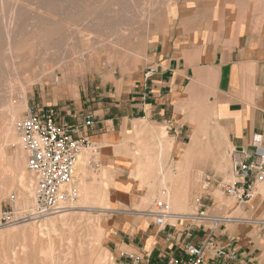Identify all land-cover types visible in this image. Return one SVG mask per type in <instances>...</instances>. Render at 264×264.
Wrapping results in <instances>:
<instances>
[{"label":"crops","instance_id":"crops-1","mask_svg":"<svg viewBox=\"0 0 264 264\" xmlns=\"http://www.w3.org/2000/svg\"><path fill=\"white\" fill-rule=\"evenodd\" d=\"M171 7L165 28L148 39L137 64L115 70L106 80L109 92L99 93L92 106L64 108L62 120L82 123L91 116L92 124L81 126L78 134L99 148L97 162L89 165L107 187L110 209L136 204L139 196L133 187L125 188L134 180L135 161L129 152L136 145V130L155 143L163 128L173 141L163 170L174 178L186 172L191 182L184 213L264 219V181L242 204L210 187L232 177L233 148L251 151L258 135L264 146V0H176ZM148 68L154 71L146 75ZM200 182L207 185L201 189ZM202 197L211 205L201 206ZM132 217L106 226V246L117 264L125 253L142 256L146 264H166L175 251L181 255L184 242L200 244L210 234L218 246L236 251V257L213 260L207 249L204 264H264L261 248L247 246L250 231H214L211 221L196 218L197 224L187 218L158 227L154 220H138L135 213Z\"/></svg>","mask_w":264,"mask_h":264},{"label":"rangeland","instance_id":"rangeland-1","mask_svg":"<svg viewBox=\"0 0 264 264\" xmlns=\"http://www.w3.org/2000/svg\"><path fill=\"white\" fill-rule=\"evenodd\" d=\"M0 1H1L0 23L2 21V23L0 24V106L3 102L6 101L5 100L6 98L17 103L20 98V96L18 95H20L23 91L26 92V97L24 99V108L20 112L18 117L12 120L8 116V113L6 111L0 110V124H1L0 127L2 130V131L0 130L1 131L0 135L3 132V135H1V137L3 138H0V146L4 147L3 149L6 153L5 162L8 165L15 166L17 156H20V155L24 156L25 169H26L25 171L28 174V176L32 179V181L35 182L33 175L26 167V155L23 149H21L20 144L17 140L18 136H16L17 133L14 128L15 121L24 115V112L27 109V107L32 106V105L37 108H43V109L52 108L56 112V115L60 119H62L64 116V111H63L64 108H67V109L71 108L75 104H80L82 108H88V106H92L93 103H96L98 99H100L98 97L99 93L109 92L110 87L108 84L106 85V80L112 77V75L114 74V71L116 70L115 72H119L122 70V67L127 68L134 64H137V62L140 60L141 54L144 52L148 39L150 37H154L155 33L159 30V28L161 27L165 28V25H166L165 20L168 19L170 15L172 14L173 7L171 6H173L176 0H112V1L108 0V3H107V0H89V1L88 0H24V1L21 0L22 2L26 1L24 4L21 3L20 0H0ZM43 1L45 3H43ZM38 6L41 12L38 10V8H36ZM12 7L14 8L13 15L10 14L12 13V9H10ZM25 7L27 11L25 10ZM20 8L24 10L22 11L20 10ZM37 10L39 11V13L37 12ZM46 11L48 14H50L49 16L47 15ZM27 12L29 14H26ZM16 13L17 14L20 13V14L16 15ZM8 16L9 17L13 16V18L10 17L9 19ZM14 16H16L20 20L17 22L18 19ZM45 16L46 18H44ZM33 18H36V20ZM6 20L7 22H9L8 20H12L13 25H16L14 26L13 46L14 48H17L16 53H17V58H19V60L16 59L15 67H12L11 65V61L9 57L10 52L6 49L5 45H3L5 44V41L2 40V39L5 40L4 36L2 35V29L7 23ZM25 21H27V24L30 26H27ZM73 24L74 25L77 24V25L73 26ZM87 25L89 26L86 27ZM76 27H79V28H76ZM80 27L81 29L85 28L89 31H86L84 29L85 31L84 32L82 31L83 29L82 30L80 29ZM22 28H23V31H22ZM75 28L79 30L78 32L79 34H74V36L76 37H74L73 35L72 36L69 35L73 30H75ZM19 32L21 35L19 34ZM66 36L70 37V38L67 37V40L70 39L68 42L66 41V38H65ZM53 39H55L57 43L51 42ZM88 40H90L91 42ZM41 42H43L44 44L42 43L40 46ZM59 42H61V44ZM65 44L69 47L70 46H73V47H70L71 49L67 46H66L67 48L66 47L63 48V45L65 46ZM49 45L50 46L52 45V46L50 47ZM67 49H69L70 51L72 50L73 51L70 52ZM75 49H79V50H75ZM75 51L77 54L75 53ZM57 54L59 57L57 56ZM88 54L90 55V57ZM109 55H111V57H109ZM108 57L110 58V60ZM62 61H65V62H62ZM76 61L78 64L76 63ZM55 62H56V65L54 67L53 64H55ZM33 68L35 69V71ZM49 68H51L50 69L51 71L44 72L47 69L49 70ZM28 69H29V72H28ZM30 69L33 71V73ZM21 70L23 72H21ZM19 71L21 74L19 73ZM62 71H64L67 74V76L70 79H72V91L69 93H66L65 91L59 90L57 91V93L54 94L53 85H54V82H56L55 79L59 76H60L59 79L62 77L63 75ZM41 72L43 73V76L41 75L42 74ZM48 75L49 76L51 75V76L48 77ZM17 78H19L20 80H18ZM30 78L31 79L33 78L32 81ZM16 79L19 82L16 81ZM35 80H39L42 83L38 81L36 82ZM17 82L20 83L22 87H20V85ZM104 85L106 86L104 87ZM20 88L22 89V92L20 91L21 90ZM104 103H105V100H104ZM1 119H3L4 124L6 122L5 125L3 124ZM9 119L10 121L8 122ZM6 126H12V129L14 128L13 132L15 133L13 134L16 137V140L6 139L4 137L5 128L7 129ZM137 132H140V133H137ZM11 133L12 132H10V135ZM13 134L11 135L12 137H13ZM136 137L137 139L136 141H134L136 145H134L133 148H131V151L129 152L130 157H132L133 160L135 161V164H134L135 169L131 170V177L134 180L132 182H128L125 185L126 189H130L133 187L134 192L138 191L139 196L136 199L137 201L136 204L133 203L131 205L128 202H126V205H122V209H118V210H113V209L106 210L105 209L107 205L99 201V198H101L102 193H105V192L107 193V187L104 182H98L99 180L98 178L100 176L98 172L91 170L92 167L89 165L90 161L88 159L89 152L86 151V162L84 164L83 179L85 183L87 184L89 183L93 185L92 192L88 194V199L86 201L79 202L78 196H80V192H79V183H77V181L79 182L78 178H80V176L78 175V167H77L78 164H77L76 165V170H77L76 175L77 176H75L74 184L76 186V190L78 191L77 192L78 199L71 202V204L81 205L82 208H79V209L77 208L73 211L72 210L68 211L67 216L74 218V217H79V216H84V215H92L95 218L94 221L98 220L97 222H100V221L105 222L107 226L123 218L125 220L133 219L134 217H132V215L135 213L136 215H138V220H147V221L150 220L153 222L154 219H153L152 214L151 216H149L147 215V213L152 210L153 208L152 205H153L154 200H156L157 198H160L159 193H158L159 190L157 191L156 195L152 196V199L148 200L149 191L146 185L149 182L158 181L159 179L158 177L154 178L153 176L148 174V172L150 171L157 172L156 166L155 165H150V166L138 165L140 161L136 157L138 155H142L143 159H146V161L147 160L153 161L154 157H156L159 151H162L164 154H166V152H168L170 148L173 146V141L172 139L167 137L166 132L163 128H161L157 132L155 143L153 142L152 136H151L152 139L149 138V139L143 140L141 138V130H136ZM10 140L12 141L10 142ZM137 151H138V154H137ZM96 157L97 156L95 155V159ZM19 166L21 168L22 164ZM137 170L139 171L138 175H136ZM232 181H233L232 177L226 179V182H232ZM224 183L225 182H220V183L211 182L210 187L212 188V190L214 189L218 190L215 192L216 194H219L221 196H224V195L226 196V194H222V192L220 193V191H223L220 185H223ZM200 184L202 186L201 189L207 185L205 182H200ZM8 186L10 189L9 191L7 190V196L4 199H2L1 204H0V225L2 227H6V226L8 227L11 223L17 222L18 220H20L17 218H19L22 214H24L21 211L22 209L15 206V204L12 208L8 206V203H7V198L9 196L8 194L14 195L16 197V195L18 194V189H19L18 184L15 182H9ZM34 186L35 185H33V187ZM133 197L134 196L132 195L131 198ZM126 199L128 200V198ZM208 201L209 200L203 199L202 197L200 199L201 206L211 205V202H208ZM197 203L198 202H196V205ZM108 205H109L108 207H110L109 203ZM170 209H172L171 206H170ZM192 214L193 216H196V211L193 212ZM227 215H231V214H226L223 216H218V215H215V216L225 217ZM57 216L58 215H53V216H48L47 218L38 217L40 220L37 222H33L31 224L34 227H37L38 224L42 223L44 220L56 219L58 218ZM237 218H241V216ZM247 218H250L254 221L258 220V218H255V217H247ZM192 220H195V218L191 219V221ZM222 220L224 219L222 218ZM191 221H188V222H191ZM168 222L171 224L172 223L176 224V223H181V222L185 223V221L184 220L182 221V219L178 220V219H173V218H170ZM263 222L264 220H262V223L260 221V223L258 224H254V223L239 224L236 222L222 221L221 222L222 224L219 225L214 231H216L217 229L218 230L223 229L225 227L230 228V229L235 228V231H234L235 234H240L243 230L250 231L251 235H250V239H248L247 241V246H250V248H253V246L260 247L261 252H259V255L261 256V260L263 261L264 260V223ZM194 224H197L196 220ZM106 226H105L104 238L101 241L100 245L97 248H95L96 255L101 254L104 249L108 250V247H107L108 245L106 246V240H105L106 231H107ZM149 226L152 228L154 227L153 223H151V225ZM18 228L19 227H15V229H18ZM9 229H12V228L10 227ZM48 238L49 236H46V234H44L43 236H37L35 247L28 249L27 257H25L26 258L25 263L23 262L24 260H21L22 251L20 250V247H22L23 242L20 236L14 237L13 240L7 241L6 244L4 243L2 246L3 248H1L2 250L0 249V256L6 255L8 257V262H6V264H14V263L17 264L16 263L17 258H18V264L19 263L27 264V262L28 264H31L33 259L37 260L38 258L42 256L40 252L43 251V249H46L45 247L47 246L46 243L48 241ZM249 241H250V244H248ZM261 241H263V245L259 244V242ZM32 243L33 242H29L28 244L32 245ZM54 249H55V254H56L55 261L58 264H62V263L65 264L64 261L61 262L62 257H63V252H65V250L56 242V240L54 244ZM11 251L16 252V253L12 254ZM173 254L176 256L179 255L178 251H175ZM15 255L17 256V258H15L16 257ZM12 257H14V259H12ZM111 257H112V260L108 259L107 263L117 264L112 254H111ZM37 262L41 264L39 260ZM227 263L228 262L226 261L225 264ZM229 264H234V262H230ZM248 264H251V263H248Z\"/></svg>","mask_w":264,"mask_h":264},{"label":"bare ground","instance_id":"bare-ground-1","mask_svg":"<svg viewBox=\"0 0 264 264\" xmlns=\"http://www.w3.org/2000/svg\"><path fill=\"white\" fill-rule=\"evenodd\" d=\"M21 1V0H20ZM24 1V0H23ZM89 1V0H88ZM112 1V0H111ZM19 2V1H18ZM26 2V1H25ZM25 2H22L21 3H25ZM34 2V1H33ZM42 2V1H40ZM87 2V1H86ZM20 3V4H21ZM38 3V2H37ZM43 3H45L43 1ZM42 3V4H43ZM107 3H108V0H107ZM0 4H1V1H0ZM41 4V3H40ZM60 4V3H59ZM111 4V2H110ZM32 5V4H31ZM49 5V4H48ZM109 5V4H108ZM16 6V5H15ZM27 6V4H26ZM30 6V5H29ZM28 6V7H29ZM37 6V5H36ZM14 7V6H13ZM10 8L12 9V14L13 15V9L14 8ZM27 7V8H28ZM34 7V6H33ZM46 7V6H45ZM79 7V6H78ZM31 8V7H30ZM38 8V10L40 9L39 6L36 7ZM49 8V7H48ZM47 8V9H48ZM99 8V7H98ZM50 9V8H49ZM79 9V8H78ZM20 10H24V9H21ZM25 10H26V7H25ZM37 10V12L39 13V11ZM46 10V8H45ZM97 10V9H96ZM107 10V9H106ZM9 11V10H8ZM21 11V12H22ZM27 11V10H26ZM25 11V12H26ZM30 11V10H29ZM33 11V10H32ZM24 12V13H25ZM41 12V11H40ZM45 12V11H44ZM50 12V11H49ZM1 13V12H0ZM32 13V12H31ZM47 13V11H46ZM9 14V13H8ZM20 14V13H19ZM16 13V15H19ZM26 14H29L28 12ZM25 14V16H26ZM2 15V14H1ZM43 15V14H42ZM41 15V16H42ZM47 15L49 16L50 14L47 13ZM75 15V14H74ZM47 16V17H48ZM54 16V15H53ZM3 17V16H2ZM11 18H13V16H10ZM10 17L8 16V18L10 19ZM16 17V16H14ZM19 17V16H18ZM21 17V16H20ZM24 17V16H23ZM22 17V18H23ZM56 17V15H55ZM82 17V16H81ZM97 17V16H96ZM5 18V17H4ZM17 18V17H16ZM21 18V19H22ZM46 18V16L44 17ZM43 18V20H44ZM7 19V18H6ZM18 19V18H17ZM30 19V18H29ZM28 19V20H29ZM36 20V18H33ZM39 19V18H38ZM2 20V19H1ZM13 20V19H12ZM12 20H8L9 22H7L6 20V25L3 27L2 29V35L4 36L5 40L2 39L3 41H5V47L6 49L10 52L9 53V57H10V61H11V65L12 67H15L16 65V59L19 60V58H17V53H16V50L17 48H14L13 46V33H14V26L16 25H13V22ZM20 19L17 20V22L19 21ZM27 20V21H28ZM46 20V19H45ZM4 21V20H3ZM16 21V20H15ZM27 21L26 22V25L27 26H30L27 24ZM32 21V20H31ZM34 21V20H33ZM42 21V19H41ZM87 22V21H86ZM85 22V23H86ZM2 23V21H1ZM0 23V24H1ZM48 23V22H47ZM24 24V22H23ZM30 24V23H29ZM79 24V23H77ZM76 24V25H77ZM4 25V24H3ZM2 25V26H3ZM73 24V26H76ZM23 26V25H22ZM42 26V25H41ZM89 25H87L86 27H88ZM47 27V26H46ZM72 27V26H71ZM84 27V26H83ZM26 28V27H25ZM76 28H79V27H76ZM75 30H71L72 32L69 34V35H73L74 34H79V30L76 29ZM16 29V28H15ZM33 29V28H32ZM71 29V28H70ZM81 29V27H80ZM83 29V28H82ZM81 29V30H82ZM85 29V28H84ZM84 29L82 31H84ZM19 30V29H18ZM30 30V29H29ZM28 30V31H29ZM86 31H89L87 29H85ZM22 31H23V28H22ZM20 31V32H22ZM36 31V30H35ZM70 31V30H68ZM19 32V34H20ZM26 32V31H25ZM43 32V30H42ZM60 32V31H59ZM81 32V31H80ZM85 32V31H84ZM35 33V32H34ZM82 33V32H81ZM18 35V34H17ZM21 35V34H20ZM68 35V34H67ZM68 35V36H69ZM19 36V35H18ZM39 36V35H37ZM66 36V41L68 42L69 40H67V37ZM78 36V35H77ZM49 37V36H48ZM76 37V36H74ZM95 37V36H94ZM53 38V37H52ZM50 38V39H52ZM58 38V37H57ZM70 38V37H68ZM73 38V37H72ZM60 39V37H59ZM74 39V38H73ZM55 39H53L51 42H54V43H57V41L55 42L54 41ZM58 40V39H57ZM80 40V39H79ZM85 40V39H84ZM102 40V39H101ZM61 41V40H60ZM81 41V40H80ZM90 41V40H88ZM85 42V41H83ZM91 42V41H90ZM43 42L40 43V46ZM61 44V42H59ZM44 44V43H43ZM80 44V43H78ZM99 44V43H98ZM53 45V44H52ZM51 45V46H52ZM59 45V44H58ZM57 45V46H58ZM70 45V44H69ZM74 45V44H72ZM76 45V44H75ZM32 46V45H31ZM50 46V45H49ZM50 46V47H51ZM67 45L65 44V46L63 45V48L66 47ZM4 47V48H5ZM69 47V46H67ZM66 47V48H67ZM70 47H73V46H70ZM69 47V48H70ZM87 47V46H86ZM85 47V48H86ZM91 47V46H90ZM96 47V45H95ZM31 48V47H30ZM42 48V47H41ZM65 48V49H66ZM38 49V48H37ZM49 49V48H48ZM71 49V48H70ZM73 49V48H72ZM81 49V48H80ZM29 50V49H28ZM69 50V49H67ZM75 50H79V49H75ZM85 50V49H84ZM7 51V52H8ZM26 51V49H25ZM56 51V49H55ZM70 51V50H69ZM68 51V53H69ZM73 51V50H72ZM70 51V52H72ZM30 52V51H29ZM34 52V51H33ZM85 52V51H84ZM23 53V52H22ZM76 53V51H75ZM21 54V53H20ZM32 54V53H31ZM77 54V53H76ZM75 54V55H76ZM73 55V56H75ZM89 55V54H88ZM108 55V54H107ZM58 56V54H57ZM77 56V55H76ZM79 56V55H78ZM3 57V56H2ZM59 57V56H58ZM90 57V55H89ZM109 57H111V55H109ZM108 57V58H109ZM82 58V57H81ZM5 59V58H3ZM22 59V58H21ZM29 60V59H28ZM66 60V59H65ZM78 60V59H77ZM110 60V58H109ZM67 61V60H66ZM54 62V61H53ZM62 62H65V61H62ZM70 62V61H69ZM50 63V62H49ZM77 63V61H76ZM26 64V63H25ZM59 64V63H58ZM66 64V63H65ZM64 64V66H65ZM78 64V63H77ZM54 67L56 65V62L55 64H53ZM52 65V66H53ZM69 65V64H68ZM76 65V64H75ZM23 66V65H22ZM35 66V65H34ZM11 67V68H12ZM21 67V65H20ZM19 67V68H20ZM39 67V66H38ZM37 67V68H38ZM46 67V66H45ZM53 67V69H54ZM24 68V67H23ZM22 68V69H23ZM48 68V67H47ZM57 68V67H56ZM27 69V68H26ZM34 69V68H33ZM51 68H49V70H45L44 72H47V71H51L50 70ZM52 69V70H53ZM67 69V68H66ZM79 69V68H78ZM10 70V69H9ZM31 70V69H30ZM38 70V69H37ZM43 70V69H41ZM27 71V70H26ZM32 71V70H31ZM35 71V69H34ZM21 72H23L21 70ZM28 72H29V69H28ZM39 72V71H38ZM20 73V71H19ZM26 73V72H25ZM23 73V74H25ZM33 73V71H32ZM40 73V72H39ZM42 73V72H41ZM49 73V72H48ZM52 73V72H51ZM50 73V74H51ZM21 74V73H20ZM63 74V75H62ZM62 77L59 79V77H57L55 80L56 82H54V85H53V92L54 94L57 93V91L61 90V91H65L66 93H69L72 91V79H70L67 74L62 71ZM19 75V74H18ZM43 76V73L41 74ZM12 76V75H11ZM24 76V75H22ZM28 76V75H27ZM30 76V75H29ZM33 76V75H32ZM51 76V75H50ZM48 75V77H50ZM17 77V76H15ZM40 77V76H39ZM8 78V77H7ZM23 78V77H22ZM37 78V77H36ZM55 78V77H54ZM18 80H20L19 78H17ZM16 79V81H18ZM24 79V78H23ZM22 79V80H23ZM28 79V77H27ZM31 79V78H30ZM33 79V78H32ZM31 79V81H32ZM10 80V79H9ZM25 80V79H24ZM23 80V81H24ZM48 80V78H47ZM46 80V81H47ZM27 81V80H26ZM36 82H40L42 83L41 81L39 80H35ZM34 81V82H35ZM19 82V81H18ZM17 82V83H18ZM51 83V82H50ZM56 83V84H55ZM20 85V83H18ZM78 84V83H77ZM17 85V84H16ZM18 85V86H19ZM43 85V84H42ZM27 86V85H26ZM20 87H22L20 85ZM18 89V87H17ZM21 89V88H20ZM22 92V89L20 90ZM32 91V90H31ZM14 92V90H13ZM17 92V90H16ZM20 93V92H19ZM18 93V94H19ZM17 94V95H18ZM9 96V95H8ZM15 96V95H14ZM19 98V101L17 103L13 102L12 100H9V99H5L2 104H1V109L0 110H3V111H6L8 113V116L13 120L14 118L18 117L20 112L23 110L24 108V99L26 97V92L23 91L20 95ZM7 97V96H6ZM17 97V96H16ZM5 98V97H4ZM11 98V97H10ZM17 99V98H16ZM15 100V99H14ZM26 109V108H25ZM6 117V116H5ZM6 119V118H5ZM8 119V118H7ZM2 122H3V119H1ZM10 121V119L8 120V122ZM4 124V122H3ZM6 124V122H5ZM4 124V125H5ZM13 124V122H12ZM9 125V124H8ZM11 125V124H10ZM1 126V124H0ZM7 129L5 128V131H4V137L6 139H12V140H16V137L14 136L13 132L14 131V128L12 129V126H6ZM4 128V127H3ZM2 128V129H3ZM0 130H1V127H0ZM2 131V130H1ZM0 131V132H1ZM10 132L11 135L13 134V137L10 135ZM137 133H140V132H137ZM3 135V132L2 134ZM0 135V138H3L1 137ZM17 136V135H16ZM10 140V142L12 141ZM17 140L19 142V139L17 137ZM4 141V139H3ZM192 142L195 143L196 142V138L193 137L192 138ZM4 143V142H3ZM21 147V146H20ZM4 147L0 146V204H1V201L2 199H4L6 196H7V190L9 191V182H15L18 184V194L16 195V199H15V206L21 208L22 210V214L19 218L17 219H20L18 220L17 222H14V223H11L8 227H2L0 225V249L3 248V244L7 243V241H11L14 239V237L16 236H20L23 244H22V247H20V250L22 251V258L21 257V260H24L23 262L25 263L26 261V258L27 257V252H28V249H31V248H34L35 247V243H36V238L37 236H43L44 234H46V236H49L48 238V241H47V246L45 247L46 249H43V251L40 252V254L42 255L40 258H38L37 260L36 259H33L31 264H39L37 261L39 260V262L41 264H58L55 259H56V254H55V249H54V244H55V240L56 242L65 250V252H63V257H62V260L61 262H65V264H108L107 261L108 259L112 260V257H111V253L107 250V249H104L103 252L99 255H96V251H95V248H97L101 241L103 240L104 238V233H105V222H97V221H94L95 218L92 216V215H84V216H79V217H70V216H67L68 214V211H73L75 209H79V208H82L81 205H73L70 203V206L68 207V209H66L65 211H63L62 213L58 214V218L56 219H47V220H44L42 223H39L37 227H34L31 223L33 222H37L39 221L40 219L38 217H35V216H32V214H34V205H35V202H34V187L33 185H35L32 181V179L28 176V174L26 173V169H25V161H24V156L23 155H20V156H17L16 158V162H15V166H12V165H8L6 162H5V159H6V153L3 149ZM22 149V148H21ZM85 151V152H84ZM21 154V153H20ZM137 154H138V151H137ZM167 154V153H166ZM164 154L162 151H159L158 154L156 155V157H154L153 161H149L146 159H143V156L142 155H138L136 158L140 161V163L138 165H144V166H150V165H155L156 166V170L157 172H148L149 175L153 176L154 178H159L158 181H153V182H149L147 183V187H148V200L152 199V196L153 195H156L157 191L159 193V197L160 198H165V200L170 204L171 206V216L170 218H173V219H194L196 218L195 216L193 215H190V214H186L184 213L183 211L186 209V196L188 194V191H189V188L191 186V182H188L187 181V176H186V172H179L176 177H171L170 176V173H168V171H164L163 168H164V160L165 158L167 157V155ZM8 155V154H7ZM12 157V156H11ZM16 157V155H15ZM8 160V159H7ZM15 160V159H14ZM13 160V161H14ZM86 162V150H82L79 154H78V158H77V163L76 165L78 164V175L80 176V178H78L79 182L77 181V183H79V192H80V196H78L79 198V202L81 201H86L88 199V194L92 192V187L93 185L92 184H87L84 182V164ZM22 164V167L20 168L19 165ZM76 173H77V170H76ZM139 171L137 170L136 171V175H138ZM198 173V172H197ZM77 176V175H75ZM197 177V176H196ZM195 179V178H194ZM199 179V178H198ZM75 183V182H74ZM194 183H197V182H194ZM207 184V183H206ZM195 185V184H194ZM76 188V186H75ZM78 192V191H77ZM164 192V194H163ZM261 192L264 194V188L261 190ZM10 193V192H9ZM10 195V194H8ZM77 198V199H78ZM107 193H102L101 195V198H99V201L103 202L105 205H107L105 207L106 210H112L110 209L108 206V203H107ZM76 202V201H75ZM78 202V201H77ZM85 203V202H84ZM85 207V206H84ZM100 210V209H98ZM103 210V209H102ZM105 211V210H104ZM151 212V211H150ZM148 212L147 215L151 216V213ZM100 213V212H99ZM31 215V216H30ZM48 216H45V218H47ZM44 218V217H43ZM222 218L224 220H222ZM15 219V220H17ZM214 221H215V225L216 227H218L220 225V221H226V222H236V223H254V224H258L262 223V220L264 219H258V220H252L250 218H247V217H241V218H237V217H232L231 215H227L225 217H217V216H214L213 217ZM206 221V220H205ZM97 222V223H96ZM208 222V221H207ZM16 223V224H15ZM264 223V222H263ZM12 228V229H9V228ZM15 227H19L18 229H15ZM17 230V231H15ZM54 237V238H53ZM29 242H33L32 245H29L28 243ZM263 242V241H261ZM40 244V243H39ZM43 245V244H42ZM21 246V245H20ZM2 250V249H1ZM13 250V249H12ZM3 252V251H2ZM12 254H15L16 252H12ZM16 256V255H15ZM10 258V257H9ZM17 258V256L15 257ZM11 259V258H10ZM12 259H14V257H12ZM15 261V260H14ZM17 261V262H16ZM15 262L18 264V258ZM6 262H8V257L5 255H1L0 256V264H6ZM15 264V263H14ZM19 264H22V263H19ZM28 264V262H27ZM63 264V263H62Z\"/></svg>","mask_w":264,"mask_h":264},{"label":"built area","instance_id":"built-area-1","mask_svg":"<svg viewBox=\"0 0 264 264\" xmlns=\"http://www.w3.org/2000/svg\"><path fill=\"white\" fill-rule=\"evenodd\" d=\"M153 71V68H148L146 75ZM91 124L90 115H86L82 123H69L59 119L52 108L43 109L33 105L27 107L24 115L15 121L19 144L26 155V167L35 181V209L32 216L58 215L77 199L74 182L78 154L86 150L89 161L97 162L95 155L98 146L86 136L78 134L81 126ZM229 163L233 181L222 185L223 192L239 204L246 203L254 197L256 184L264 181V146L259 135L253 138L251 151L242 147L233 148L229 153ZM15 199L14 195L8 196L10 208L14 206ZM150 213L158 227L169 224L171 209L164 197L154 200ZM195 217L201 221L209 220L213 228H217L213 217L203 211ZM211 236L200 244L184 242L180 248L181 255L170 256L166 264H204L207 249L212 251L213 260L236 257V251L227 246H218ZM123 256L125 259L120 264H146L140 255L125 253Z\"/></svg>","mask_w":264,"mask_h":264}]
</instances>
